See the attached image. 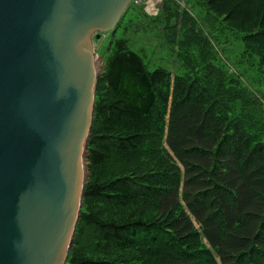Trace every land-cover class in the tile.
Masks as SVG:
<instances>
[{"label": "trees", "instance_id": "16d2710c", "mask_svg": "<svg viewBox=\"0 0 264 264\" xmlns=\"http://www.w3.org/2000/svg\"><path fill=\"white\" fill-rule=\"evenodd\" d=\"M197 2L239 33L243 55L257 59L251 81L264 86V0ZM165 11L177 28L178 12ZM189 21L178 42L183 74L149 70L114 40L96 88L86 213L66 264H264V105L255 95L264 87L232 73ZM85 235L95 242L81 244Z\"/></svg>", "mask_w": 264, "mask_h": 264}, {"label": "water", "instance_id": "95a60500", "mask_svg": "<svg viewBox=\"0 0 264 264\" xmlns=\"http://www.w3.org/2000/svg\"><path fill=\"white\" fill-rule=\"evenodd\" d=\"M132 0H0V264H66L84 198L94 36Z\"/></svg>", "mask_w": 264, "mask_h": 264}, {"label": "rangeland", "instance_id": "374dc122", "mask_svg": "<svg viewBox=\"0 0 264 264\" xmlns=\"http://www.w3.org/2000/svg\"><path fill=\"white\" fill-rule=\"evenodd\" d=\"M166 7H170L171 10L178 12V18L174 17L172 23L170 22V25L173 27L178 24L177 28H169L168 22L163 20ZM209 14L206 6L199 4L197 0H132L115 30L97 33L93 38L96 66L98 69L97 83L103 78L107 59L112 52L111 46L114 40L117 39L126 40L129 48L142 57L149 70L163 67L170 70L173 74L172 76L174 74H183L182 61L178 55V42L182 40V35H184L183 30L180 32V28L183 27V21L188 22L190 20L197 31L201 32L213 43V49L218 53V57L223 63L227 64L232 73L239 75L247 85V82H249L253 86V89H263L264 86L261 85L255 84L256 87H254L251 81V79L259 76L257 59L243 55L244 45L241 39H239V33L228 28L222 20L214 21V19H210L211 15ZM173 30L176 33L174 38ZM168 36H171V38H168ZM245 69L247 70L246 75L244 73ZM255 95L258 97L260 103L264 105V98L259 97L256 93ZM88 146L86 147L84 160L86 185L92 178ZM84 206L85 200L83 198L80 215L84 212L86 213ZM102 209L101 211L98 210L101 214H103V211H106V209ZM80 215L69 253L75 248L74 243L78 235L77 226L80 221ZM89 242H95L94 236L91 241L88 235L82 237L81 244L87 245Z\"/></svg>", "mask_w": 264, "mask_h": 264}]
</instances>
